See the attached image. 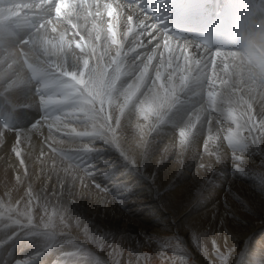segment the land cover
<instances>
[{"label": "bare ground", "instance_id": "obj_1", "mask_svg": "<svg viewBox=\"0 0 264 264\" xmlns=\"http://www.w3.org/2000/svg\"><path fill=\"white\" fill-rule=\"evenodd\" d=\"M32 2L0 0V51L15 47L17 55L13 57L11 71L22 76L10 86L0 80V104L6 100L5 96L20 105L18 110L0 117V214L8 219V212L13 210L18 216L9 226L0 220V264H96L92 262L96 258L76 255L90 247L109 260L100 248L104 240L114 250L125 248V254L131 258L133 252L130 255L128 252L133 248L149 254L160 248L170 251V257L186 255L188 264H264V148L261 141L253 139L258 130L249 134L247 128L238 127L243 123L240 119L243 109L237 107L238 114L233 110L229 116L227 100L219 99L226 87L221 83L226 77L219 60L215 67L221 79L216 80L215 88L206 78L204 81L189 78L176 89L170 107L161 108L156 114L148 113L147 119L141 114L140 102L146 101L142 105L145 109L151 104L148 98L151 80L146 81L123 112L114 104L111 107L105 104V114L111 116L109 122L114 128L115 118H120L116 141L103 135L70 136L63 126L59 132L54 126L50 135L48 124L56 116L63 119L70 110L67 102H46L49 97L54 101L62 99L54 81L68 82L56 74V66L63 64L65 71L78 72L82 57L72 52L74 49L79 53L74 44L58 55L19 44L34 34V24L39 22L26 21L25 8ZM69 2L72 14L59 21L53 15L52 20L60 32L66 33V40H79L82 35L87 42L94 22L95 0H88L86 5L81 0ZM105 2L118 7V14L124 12L117 21V34L125 45L123 51L128 53L123 58L125 69L112 91L113 100L119 104L121 93L135 79L138 62L136 53L128 51L135 47L134 37L122 36L126 30L123 21L131 14L128 1L100 0L101 11ZM187 2L140 0V7L147 13L134 16L133 27L147 16V23H156L161 33L163 29L168 31L174 47L187 43L195 60L214 58L216 49L225 51L232 47L219 44L197 47L203 43L178 37L172 29L173 19ZM89 11L93 16H88ZM69 19L78 25L76 29L69 26ZM96 22H102L106 29L108 18L105 15ZM74 32L79 35L74 36ZM46 34L58 44L59 32L52 33L49 27ZM146 36L141 37L145 45ZM158 36L157 42L163 44V35ZM22 51L28 52L30 63L45 68L47 76H32L19 55ZM102 51L103 48H98L97 55ZM109 52L110 56L115 55V48ZM156 63L158 59L153 62ZM196 67L193 64L192 72L186 75L191 77ZM200 67L203 69V64ZM212 68L209 60L206 73L201 74L212 76ZM149 73L154 78L153 66ZM174 83L179 85L178 77ZM210 91L216 93L214 100L209 99ZM214 101L216 106L211 105ZM4 111L10 112V105H0V114ZM253 111L259 123L262 118L259 103L254 104ZM191 119L195 126H189L187 140L180 145L181 127L189 125ZM100 122L83 117L81 122L68 123L77 132H93V125ZM202 127L212 138L208 151L204 150L205 135L204 138L199 135ZM229 134L239 139L229 144L225 139ZM13 146L22 152L20 157L13 152ZM77 165H87L92 175L85 177ZM16 222L31 230L17 233ZM193 234L201 237L204 250L194 245ZM85 244L88 248L82 246Z\"/></svg>", "mask_w": 264, "mask_h": 264}, {"label": "snow or ice", "instance_id": "obj_2", "mask_svg": "<svg viewBox=\"0 0 264 264\" xmlns=\"http://www.w3.org/2000/svg\"><path fill=\"white\" fill-rule=\"evenodd\" d=\"M95 3L96 11L93 18L94 22L89 31L91 39L88 37L87 42H85V37L82 35L79 40H66V33L60 32L59 28L52 20L53 15L56 20L59 21L62 17L70 16L72 14V5L69 0H33L32 3H27L25 8L27 13L26 21L33 19L38 20L39 22L34 24V34L29 36L26 40L19 41V44L24 47L31 46V50L33 51L43 50L44 53L50 55L64 54L70 50L74 44L75 49L79 50V56L82 57V67L78 72L65 71L63 64H58L56 66V74L65 77L68 82L65 83L61 80L54 81L56 87L62 92V99L54 101L49 97L46 102H67L70 110L64 113L63 119H61L60 116H56L53 118L52 123L48 124L50 135L54 126L58 132L61 131V126H63L66 130V134L70 136L85 137L90 135H103L108 139L116 141L118 140L117 133L119 131L120 118L118 116L115 118V124L117 127L114 128L109 122L111 116L105 114V104L109 107L113 106L114 100L112 98V91L125 69L123 58L128 52L123 51L125 45L122 43L121 39H118L117 34V21L124 15V12L120 11L118 14V7H114L112 3L108 2L103 4V11H101L100 0H95ZM81 4H88V0H81ZM133 6L136 9L135 12L132 11ZM119 7L122 8L124 6ZM127 9L131 14H128L126 20L123 21L126 30L122 33V36L127 38L129 37V34H132L134 37L133 42L135 43V47L129 48L128 51L136 53L135 59L138 62V67L137 71L134 73L135 79L132 83L128 84L121 93L122 102L117 105L120 112L124 111V108L129 102H133V97L136 96V93L143 85H145L147 80L152 81L149 85L150 96L148 97L151 100V104L145 109L142 105L146 103V101L140 102V111L145 119L148 118V113L156 114L159 109L170 107L176 89L184 84L189 78H194L197 81H204L206 78L209 85L212 88H215L216 80L221 79L216 75L215 66L217 60L223 65L222 70L226 71L228 68L230 53L218 48L214 53V58L208 57V59H204L202 57L200 60H195L193 55L189 53V45L187 43L177 44L174 47L171 42L172 38L167 34L168 31L163 29V32L161 33V30L156 23H147V16L145 19L139 20L135 25V28L133 27L134 16L138 17L141 14L147 13L140 7V0H128ZM137 9L139 10L138 12ZM105 15L108 18L106 29L102 22H96L97 20H102ZM88 16H93V13L89 11ZM67 23L73 29L78 27V25L72 23L70 19ZM49 27L51 28L52 33L59 32L58 44L54 39L48 38L46 33ZM137 29L139 30L138 32ZM150 29H155L156 31H149ZM105 32L112 47L115 48V55L110 56L109 49L105 50V47L103 46L102 39L105 37ZM158 33L163 35V44L157 42L159 39ZM145 34H147V45L141 40V37H145ZM73 35L76 36L79 35V33L74 32ZM152 45L155 46L153 47ZM201 46L207 48L206 42L202 45H197V47ZM98 48H103L100 55H97ZM148 48H151L150 52L147 51ZM161 48L163 51H161ZM177 48L179 49V53H177ZM137 49H142L143 52L138 53ZM15 55H17L15 47L9 48L6 51H0V80L6 81L9 86L19 81L22 77L18 72L11 71L15 63L13 60ZM19 55L24 58L23 64L31 72L32 76L41 74L47 76L48 73L45 68H37L34 64L29 62L28 52L22 51ZM181 58L183 60L182 64L180 63ZM157 59L158 63L154 65L153 62ZM10 60L13 62L9 63ZM209 60L213 65V75H202V72L206 73ZM193 64L197 67L195 73L190 77L186 74L192 72ZM201 64H203V69L200 67ZM3 65H7V68H3ZM150 66L155 68L154 78L149 73ZM49 68H51V64H49ZM94 68L97 70L95 75H90ZM165 72L167 73L166 77H164ZM13 77H15V79H13ZM162 77H164L163 82ZM177 77L179 78V85L174 83ZM257 95L258 99L255 100L250 96L238 97V102L236 103H233L232 100H228V114L229 116L233 115L234 106L242 108L243 111L240 114V119L243 123H240L238 127L241 129L247 128L249 134L254 130H258L260 139L264 140V95H260L259 93H257ZM208 96L210 100H214L216 93L210 91ZM233 96H235V93H233ZM256 103H259L261 108L259 115L262 118H260L259 123L256 122L257 114L253 111V106ZM97 104H99V108H97ZM81 113L83 114V117H89L92 120L101 121L98 125H93L95 131L77 132L75 128H69V121H83V117L80 115ZM148 127L149 129L151 128L150 125ZM141 133L143 137L145 135L143 129H141ZM179 135L181 137L180 145H183L187 140L188 133L184 129H181ZM237 137H239V132H237ZM209 139H211V137H209ZM225 139L231 144L239 138H234L229 134ZM253 139L255 140V138ZM84 147L86 148L87 145ZM12 150L16 156L20 157L22 155V152L16 146H13ZM204 150L208 151V140L204 142ZM53 151H56V149H53ZM235 158L241 159L238 156ZM20 163L23 164L24 161L21 160ZM77 167L83 170L85 177L89 178V176L92 175L87 165H77ZM95 187L99 189V186L95 185ZM31 195L32 193L29 191L28 196L31 197ZM30 220L31 218H29V221ZM216 251L218 254V249ZM221 259H223V257H221Z\"/></svg>", "mask_w": 264, "mask_h": 264}, {"label": "clouds", "instance_id": "obj_3", "mask_svg": "<svg viewBox=\"0 0 264 264\" xmlns=\"http://www.w3.org/2000/svg\"><path fill=\"white\" fill-rule=\"evenodd\" d=\"M227 22L233 36L228 68L223 71L225 90L220 100L238 102V97L258 99L264 95V0H227ZM132 11L136 9L133 6ZM91 39V35L88 33ZM105 50L112 47L107 35L103 39ZM72 52L80 55L74 49ZM96 69L90 75H95ZM235 93V96H233ZM118 104L114 101V106Z\"/></svg>", "mask_w": 264, "mask_h": 264}, {"label": "rangeland", "instance_id": "obj_4", "mask_svg": "<svg viewBox=\"0 0 264 264\" xmlns=\"http://www.w3.org/2000/svg\"><path fill=\"white\" fill-rule=\"evenodd\" d=\"M4 98H6V100L2 103V104H8V105H10V112H7V111H4L2 114H0V117H5V116H7L9 113H11V112H13V111H15V110H18L19 109V107H20V105H17L16 103H14L13 101H11L10 99H8L7 97H5L4 96ZM216 102L214 101V102H211V105H213V106H216V104H215ZM2 104H0V105H2ZM238 108L236 107V106H234L233 107V110L238 114V110H237ZM9 110V109H8ZM236 117H239L238 115L236 116ZM193 120L194 119H191L190 120V122L191 123H189V125L188 124H186V127H185V125H183L182 127H181V129H184L186 132L189 130V129H191V127H194L195 125H193ZM197 122H199V121H197ZM190 124H192V125H190ZM188 125V126H187ZM189 126H191L190 128H189ZM184 127V128H183ZM187 128V129H186ZM201 132V133H200ZM180 133V132H179ZM205 133V134H204ZM199 135H201L203 138H204V136L203 135H205V137L206 138H204V140L206 141V140H208V142H210V140H211V142H212V138L209 140V136L211 137V135L210 134H208V131L207 130H205V127H202L201 129H200V131H199ZM256 135H257V137H256ZM256 135H253L254 137H256L255 139H258V140H256L258 143H261L262 142V147L264 148V140H262V139H260V135L257 133ZM261 141V142H260ZM263 151H264V149H262ZM16 211H13V210H11V211H9L8 212V214H7V218L8 219H6V217L3 215H1L0 214V220H2L5 224H3L4 226H9V225H11V223H14V219L16 218H18V216L16 215ZM9 216V217H8ZM3 217H4V219H3ZM57 217V216H56ZM62 219V218H61ZM17 223V222H16ZM63 226H65V225H63ZM24 229H27L28 231H30L31 229L29 228L28 229V227L26 226V225H21V222H19V223H17V228H16V232L17 233H22L23 231H24ZM23 235H24V233H23ZM25 236V235H24ZM52 237V236H51ZM72 237V236H71ZM53 238V237H52ZM54 239V238H53ZM104 240V239H103ZM192 240L194 241V245L197 247V248H199V249H201V250H204L205 249V247H203L204 246V243H203V240L201 239V237H198V236H196L195 234H193L192 235ZM105 241V244H103L100 248H101V251L103 252V253H106L107 254V257H108V259L109 260H105V259H103V257L101 256V255H99L98 254V252H96V250L94 249V248H90L89 247V249L86 251V252H84V253H82V254H80V255H76V256H80V257H86V256H88L89 257V259H94V258H96V259H99V260H96V259H94V260H92V262H94V263H96V264H109V262L108 261H112V264H154V262H156V263H159V264H188L187 263V256L186 255H183L182 253L180 254V255H178V256H176V257H170L169 256V252H165V251H163V249H160V248H158V249H156V250H153V253L152 254H149V253H147V252H143V253H139L138 252V250H137V248H133V249H131L128 253H129V255L132 253V258L131 257H128V255H126L125 254V248H119V249H116V250H114L113 248H112V246L110 245V244H108L107 242H106V240H104ZM86 244H88L87 242H85ZM86 244L85 245H82V246H85V247H87L86 246ZM104 247H106V248H104ZM108 247V248H107ZM88 248V247H87ZM119 252V253H118ZM135 252H137V253H135ZM156 252L158 253V254H156ZM92 256H91V255ZM134 254V255H133ZM142 254V255H141ZM139 255V256H138ZM94 256V257H93ZM161 256V257H160ZM125 257V258H124ZM121 258V259H120ZM176 258V259H175ZM229 259V257H225V262H226V260H227V262L229 261L228 260ZM135 260H136V262H135ZM171 260V261H170ZM116 261V262H115ZM125 261V262H124ZM168 262V263H167ZM182 262V263H181Z\"/></svg>", "mask_w": 264, "mask_h": 264}]
</instances>
